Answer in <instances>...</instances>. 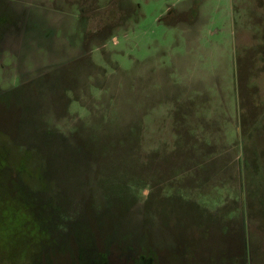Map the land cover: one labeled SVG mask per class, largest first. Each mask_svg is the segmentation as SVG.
<instances>
[{"label":"rangeland","instance_id":"374dc122","mask_svg":"<svg viewBox=\"0 0 264 264\" xmlns=\"http://www.w3.org/2000/svg\"><path fill=\"white\" fill-rule=\"evenodd\" d=\"M0 264H264V0H0Z\"/></svg>","mask_w":264,"mask_h":264}]
</instances>
